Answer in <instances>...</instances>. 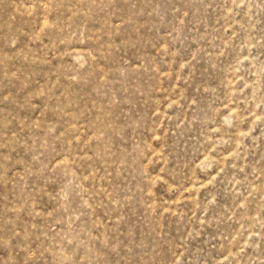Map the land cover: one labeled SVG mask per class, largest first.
<instances>
[{
  "label": "rangeland",
  "instance_id": "obj_1",
  "mask_svg": "<svg viewBox=\"0 0 264 264\" xmlns=\"http://www.w3.org/2000/svg\"><path fill=\"white\" fill-rule=\"evenodd\" d=\"M0 264H264V0H0Z\"/></svg>",
  "mask_w": 264,
  "mask_h": 264
}]
</instances>
